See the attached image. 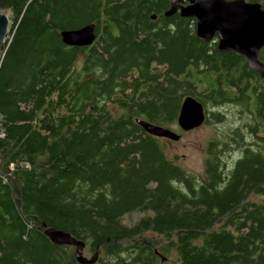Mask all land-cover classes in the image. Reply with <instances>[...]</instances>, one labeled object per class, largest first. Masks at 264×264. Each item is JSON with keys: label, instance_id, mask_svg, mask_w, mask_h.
I'll return each instance as SVG.
<instances>
[{"label": "trees", "instance_id": "1", "mask_svg": "<svg viewBox=\"0 0 264 264\" xmlns=\"http://www.w3.org/2000/svg\"><path fill=\"white\" fill-rule=\"evenodd\" d=\"M246 1L264 10V0ZM169 7L0 0L10 20L0 64V264H80L45 227L103 256L95 264H264V78L220 52L216 36L199 40L193 18L165 16ZM91 24L90 46L62 43L61 32ZM188 98L207 124L224 121L225 105L241 114L207 142L203 175L168 158L137 122L168 129Z\"/></svg>", "mask_w": 264, "mask_h": 264}, {"label": "water", "instance_id": "2", "mask_svg": "<svg viewBox=\"0 0 264 264\" xmlns=\"http://www.w3.org/2000/svg\"><path fill=\"white\" fill-rule=\"evenodd\" d=\"M179 12L184 18L196 21V35L199 40L209 43L217 37L220 52L236 53L244 57L249 68L264 78V65L258 60L264 47V10L259 3L246 0H170L165 16ZM155 19V16H152ZM9 19L0 11V64L3 58L2 46L8 33ZM62 43L70 47H88L96 35L93 24L78 30L61 32ZM203 108L194 99L183 101L177 125L183 131H190L204 122ZM146 133L157 138L178 140L179 135L170 129L156 126L142 120L137 121ZM45 235L59 246L75 248V258L80 264H94L95 258L83 256L85 243L63 231L45 227Z\"/></svg>", "mask_w": 264, "mask_h": 264}, {"label": "rangeland", "instance_id": "3", "mask_svg": "<svg viewBox=\"0 0 264 264\" xmlns=\"http://www.w3.org/2000/svg\"><path fill=\"white\" fill-rule=\"evenodd\" d=\"M2 14L6 15L9 19L7 12H2ZM81 58L82 57L78 58V67H80ZM194 101L196 104L198 103L196 100ZM209 110L211 111L210 106H208V110L206 112H209ZM218 110L225 115L224 121L220 124L214 122L212 124L205 123L206 116L205 111L203 109L205 117L204 122L197 128L191 129L190 131H183L179 128L177 124L169 126L168 129L179 135V139L175 141L161 138V141L164 142L166 146L167 157L175 158L177 160L178 165L184 168L185 170L197 175H203L205 146L207 142L211 138H218L222 135H225L226 133H228L229 129L236 127L240 122H242L240 121L241 114H238V110L235 106L225 105L219 108ZM136 218L137 217L135 215H130L127 216L125 220L128 222V224H130L134 222ZM83 256L87 259H93L94 257H96V254L93 255V252H90L88 248H84ZM98 257L99 259H103V256H98L97 254V258H95L94 264L98 261Z\"/></svg>", "mask_w": 264, "mask_h": 264}, {"label": "flooded vegetation", "instance_id": "4", "mask_svg": "<svg viewBox=\"0 0 264 264\" xmlns=\"http://www.w3.org/2000/svg\"><path fill=\"white\" fill-rule=\"evenodd\" d=\"M178 14H179V12H178Z\"/></svg>", "mask_w": 264, "mask_h": 264}]
</instances>
